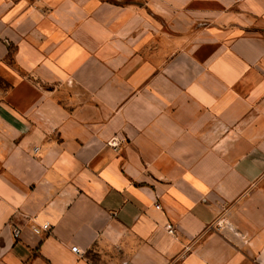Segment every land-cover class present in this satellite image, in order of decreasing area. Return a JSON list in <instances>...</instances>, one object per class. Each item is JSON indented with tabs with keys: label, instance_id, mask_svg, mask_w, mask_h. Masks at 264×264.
<instances>
[{
	"label": "crops",
	"instance_id": "1",
	"mask_svg": "<svg viewBox=\"0 0 264 264\" xmlns=\"http://www.w3.org/2000/svg\"><path fill=\"white\" fill-rule=\"evenodd\" d=\"M0 264H264V0H0Z\"/></svg>",
	"mask_w": 264,
	"mask_h": 264
},
{
	"label": "built area",
	"instance_id": "2",
	"mask_svg": "<svg viewBox=\"0 0 264 264\" xmlns=\"http://www.w3.org/2000/svg\"><path fill=\"white\" fill-rule=\"evenodd\" d=\"M123 140L120 139L119 137H114L112 139H110L107 143V146L112 149L113 151H119L123 145ZM36 153L38 152L37 150L35 151ZM158 210L161 209V207L159 205H157L156 207ZM32 233L34 235L40 236L42 234H50L51 233V226L49 224H44V225H40V226H36L34 225L32 228ZM166 231L167 233L172 236V237H178L179 236V231L178 229L172 225L169 224L166 226ZM21 235V230L19 228L14 227L13 228V237L15 240H18L20 238Z\"/></svg>",
	"mask_w": 264,
	"mask_h": 264
},
{
	"label": "rangeland",
	"instance_id": "3",
	"mask_svg": "<svg viewBox=\"0 0 264 264\" xmlns=\"http://www.w3.org/2000/svg\"><path fill=\"white\" fill-rule=\"evenodd\" d=\"M144 1H145V0H138V2H142V3H143Z\"/></svg>",
	"mask_w": 264,
	"mask_h": 264
}]
</instances>
